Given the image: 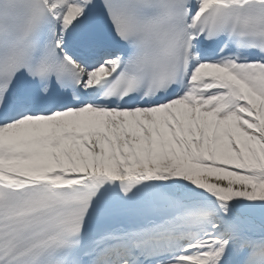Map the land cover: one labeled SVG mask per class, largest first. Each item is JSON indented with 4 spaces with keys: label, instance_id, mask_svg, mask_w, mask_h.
Here are the masks:
<instances>
[{
    "label": "bare ground",
    "instance_id": "bare-ground-1",
    "mask_svg": "<svg viewBox=\"0 0 264 264\" xmlns=\"http://www.w3.org/2000/svg\"><path fill=\"white\" fill-rule=\"evenodd\" d=\"M45 1L57 15H63L60 37L64 40L68 31L85 15L88 0ZM247 1L250 0H192L186 11L190 15L187 26L189 38L194 42L193 47L195 48L202 39L196 27L200 21L206 19L205 13L217 12L213 8L218 6H225L223 11H228L232 5H243ZM118 55L108 65L95 66L88 71L84 69V83H96L112 75L120 64ZM197 57L198 54L193 51L190 71L194 66L200 67L191 76V86L186 92L188 101L195 104L213 90L225 91L210 98L219 109H222L219 105L234 106L244 101L243 99H247V94L264 98V64H237L233 70L226 67L222 69L223 64L232 62L211 65ZM182 101L184 100L167 103L157 111L158 113L155 109L148 111L137 109L126 111L123 116L112 115L105 130L109 132V126L116 127L117 124L126 126L135 119L146 127L156 126L161 116L168 121L174 117L169 124L170 130L179 134L175 123L183 126L185 138L182 142L187 148L194 149L188 137L190 133L187 134L188 129L185 126L186 114L191 112L192 108ZM247 111L254 114L251 110ZM115 113L121 112L111 114ZM75 114L76 112H71L68 116L75 117ZM64 118V114H51L48 119H40L35 124H29L28 128L25 127L22 131L25 136L24 141L17 139L15 144L5 142L6 130L4 124L0 126V186L4 190L10 189L19 194L36 191L39 190L38 188L57 190L66 181L74 183L79 180L82 181V186L86 187L97 185L99 182L94 181L93 178L99 177L105 179L106 183H132L149 188L160 193L162 200L170 201L169 205L174 207L172 214L162 221H153L140 228L110 230L102 237L103 239L100 238L101 240L91 246L85 255L86 263L104 264V261L111 257L105 255L114 249L115 245L124 247L130 245L131 249L129 247L127 249L129 253L141 250L144 254L150 251L145 258V264H173L181 258L179 242L182 241L183 236L173 237L174 231L177 230L200 233L205 243H212V246L219 242L216 240L218 238L228 240V245L211 256L209 264H238L240 257L251 252L255 257H251L250 264H264V245H262L264 244V171L255 173L247 169L226 168L216 163L214 156L210 160L204 153L195 156L193 160L186 157L180 161L166 158L161 153L156 158L150 156L142 163L128 158L117 165H111V162L105 158L99 161V164L74 172L60 167L48 168L45 165L46 157L41 156L40 153L44 150L43 146L51 145V142H59L63 135H70L62 125ZM17 127H21L19 123ZM111 135L113 136L112 132ZM217 137L215 135L216 139ZM139 142L140 140H135L133 144L137 146ZM44 153L47 155V152ZM102 153L100 152L99 156ZM67 173L72 174L73 177H68ZM74 178L76 180L73 181ZM45 192L48 193L46 190ZM158 236L163 237L164 240ZM144 238L158 239L151 241L145 250L140 249L139 243ZM120 251L117 249L115 258L111 259L115 264L119 261L116 256H119Z\"/></svg>",
    "mask_w": 264,
    "mask_h": 264
},
{
    "label": "rangeland",
    "instance_id": "rangeland-1",
    "mask_svg": "<svg viewBox=\"0 0 264 264\" xmlns=\"http://www.w3.org/2000/svg\"><path fill=\"white\" fill-rule=\"evenodd\" d=\"M223 67L233 70L234 66L223 64L221 68ZM197 68L192 69V74L198 71ZM183 100L186 106L192 108L191 112L186 114L185 126L188 129L187 134L190 133L188 137L194 149L187 148L182 142L185 138L183 126L175 123L179 134L170 130L169 124L174 117L168 121L161 116L158 126L149 127L135 119L126 126L122 124H117L116 127L109 126L107 132L105 129L108 127L109 119H112L110 117L123 116L124 113L111 114L105 110L84 109L76 113L75 117L68 116L70 113L60 112L65 114L62 125L70 135H63L59 142L43 146L44 150L40 154L46 157L45 165L48 168L60 167L73 172L99 164V161L105 158L111 165H117L128 158L142 163L150 156L156 158L161 153L166 158H175L178 161L186 157L193 160L195 156L204 153L210 160L214 156L216 163L226 168L264 171V98L247 94V99L234 106L219 105L222 109L207 97L195 104L187 99ZM159 109L161 107L155 109V112ZM39 119L27 116L22 119L25 120L24 123L17 119L14 122L19 123L20 128L10 121L4 127L5 142L15 144L17 139L23 142L25 137L23 129L28 128L29 124L39 122ZM215 135L218 136L217 139ZM135 140H140L139 145L133 144ZM44 152H47V155ZM100 152H103L101 156ZM216 240L219 242L212 246V243H205L204 238H194L182 248L181 258L173 264H209L211 256L228 243L226 239Z\"/></svg>",
    "mask_w": 264,
    "mask_h": 264
}]
</instances>
